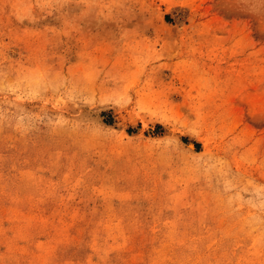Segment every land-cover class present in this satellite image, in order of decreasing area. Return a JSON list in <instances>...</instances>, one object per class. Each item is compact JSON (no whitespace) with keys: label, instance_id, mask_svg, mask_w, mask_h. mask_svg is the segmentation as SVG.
Instances as JSON below:
<instances>
[{"label":"rangeland","instance_id":"rangeland-1","mask_svg":"<svg viewBox=\"0 0 264 264\" xmlns=\"http://www.w3.org/2000/svg\"><path fill=\"white\" fill-rule=\"evenodd\" d=\"M0 264H264V0H0Z\"/></svg>","mask_w":264,"mask_h":264},{"label":"bare ground","instance_id":"bare-ground-1","mask_svg":"<svg viewBox=\"0 0 264 264\" xmlns=\"http://www.w3.org/2000/svg\"><path fill=\"white\" fill-rule=\"evenodd\" d=\"M188 147H189L190 150H192V151L194 150V145H193V143H191V142L188 143Z\"/></svg>","mask_w":264,"mask_h":264}]
</instances>
